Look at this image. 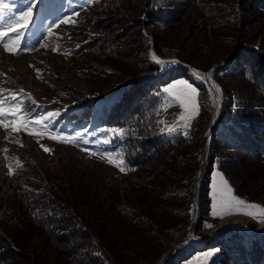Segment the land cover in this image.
Returning <instances> with one entry per match:
<instances>
[{"label": "trees", "instance_id": "1", "mask_svg": "<svg viewBox=\"0 0 264 264\" xmlns=\"http://www.w3.org/2000/svg\"><path fill=\"white\" fill-rule=\"evenodd\" d=\"M94 1L97 13L84 23L86 29L79 32L71 52L110 59L119 74L90 65L80 69L95 90L91 95L68 90L61 96L64 103L83 105L80 113L63 118L88 124L94 110L91 97L105 102L98 127L115 131L114 145L125 166L138 176L147 175L150 183L132 186L122 197L104 175L70 160L51 171L25 162L27 173L12 178L14 190L0 218V264H152L186 233L201 128L189 137L166 135L159 128V92L185 76L187 69L155 73L159 66L149 55L151 42L156 53L176 50L175 56L194 68L201 66L183 55L173 40L191 41L197 49H207L212 40L224 46L215 60L224 64L214 74L223 80L219 83L229 104L213 127L210 150L222 154L231 180L235 174L245 185L261 172L264 44L257 47L248 36L256 25L264 26L260 0ZM123 7L134 16L118 17ZM206 25L211 26L210 38ZM226 80L238 86L231 89ZM223 235L207 242L210 247L224 245L221 264H264V234L251 241L241 231Z\"/></svg>", "mask_w": 264, "mask_h": 264}, {"label": "rangeland", "instance_id": "2", "mask_svg": "<svg viewBox=\"0 0 264 264\" xmlns=\"http://www.w3.org/2000/svg\"><path fill=\"white\" fill-rule=\"evenodd\" d=\"M95 2L97 1L0 0V32H8L6 37L0 38V180L5 178L0 188V218L8 205L9 196L14 190L12 178L18 175L24 176L27 173L26 169H23L25 162L32 163L37 168L51 171L62 165V161L70 160L104 175L106 181L119 189L122 197L132 191V186L150 183L147 175L138 176L125 166L121 151L114 145L115 131L98 127L100 120L97 116L100 115L102 106L106 105L105 102V104L100 102L101 100L95 98L94 95L91 97L90 103H92L94 110L91 122L88 124H79L70 121L68 118H63L65 114L80 113L81 108L64 103L61 96H66L68 90L83 91L88 95L93 94L95 90L93 81L79 74L82 72L80 69L90 65L93 69L96 68L102 72L111 71L119 74V70L108 63L110 59L93 58L91 54L85 52L79 54L71 52V48L75 47L74 44L77 42L76 37L79 32L85 31L84 28L86 29L84 23L88 22L94 13H97ZM257 4L264 10L263 0L257 1ZM29 8L32 9L31 17H26L25 21L18 20V17L24 15ZM116 15L125 19L134 16V14L127 12L124 7ZM262 20L264 22V17ZM64 21L68 22L65 23ZM25 23L27 27L22 28L21 26ZM206 26L207 35L210 38L212 35L211 26ZM10 28L19 29L22 35L10 31ZM118 28H115V32H118ZM141 28L145 32L143 25ZM173 34L175 35L176 32ZM248 36L251 40H255V46H261L264 44V26L256 25L255 28L251 29ZM149 37L151 38V36ZM14 41H18V43L12 44L16 51H6L4 43ZM173 41L182 48L183 52L181 51V53L183 55L189 57L193 64H197L201 68H194L192 65L181 62L175 56L176 50H168L163 55L157 54L163 57L165 61L178 59V63H157L158 59L151 55V49H154L151 42L149 55L159 66V70L155 73H167L169 69L184 67L183 63L189 65L192 70L185 67L187 69L186 75L173 79L163 89L178 81H186L187 84L196 89L197 108L188 118L189 113L185 109H182L178 103L171 102L170 95L175 98L177 94L185 95L187 93V89L183 85H178L171 94L163 93V89L160 90L162 105L157 114L160 123L159 128L166 135L181 134L185 137H189L191 133L197 132L196 130L201 128L198 161L194 170L195 176L200 162L202 136L208 132L207 127L214 108L210 101L212 95L205 93L204 88L206 86L200 85L194 75L196 72L205 75L218 85L220 89L219 98L221 99L219 101V109H221L219 117L223 118L229 101L220 84L224 83L223 80L219 79L217 75L215 76L214 72L217 67L224 64H216L215 62L217 57L222 56L224 46L221 43L214 44L213 42L216 40H212L209 45L206 44L207 49L202 47L197 49L191 41ZM9 57L11 59L18 58L19 62H11ZM146 76L148 74L142 77ZM100 80L99 77L97 81H94L97 83ZM225 83L231 89L238 86L236 82L229 80H226ZM13 96L15 99H12ZM100 105L102 106L100 107ZM182 112L185 114V120L179 119ZM57 113L59 114L57 115ZM169 128L174 130L168 131ZM52 137L56 138L53 139ZM109 139L111 142L106 143L105 141ZM210 147L209 155L212 162H209L207 171L200 182L196 200L192 199L191 186L194 176L190 184L191 204L193 206L191 213H189L190 219L186 230L189 229L192 211L196 206L200 219L194 229L193 239L197 242L196 244H180L173 254L166 258L165 264H205V261L206 264H221L220 256L224 245L219 244L210 247L207 246L209 240H214L220 236L224 238L225 235L223 234L231 231H241L248 241H251L256 235L264 234V161L260 163L261 172L259 176L258 174L252 176L243 185L238 181L235 174L231 180L230 175L224 171V157L222 154L213 155ZM45 148L49 151H45ZM121 168L124 170L121 171ZM217 172L221 176H217ZM224 182H227V187L232 196L242 199L246 204H255L257 207L218 208L217 211H221L222 215L214 217L212 215L214 203L212 185L216 184L218 189H222ZM202 184L203 189L206 190L203 200L205 207L200 206L201 201L199 200ZM231 221L245 223V229L240 228L237 224H230L221 231H217L220 226L224 227L223 223ZM209 251L215 252L214 257L208 258L204 255ZM157 259L152 264H155Z\"/></svg>", "mask_w": 264, "mask_h": 264}, {"label": "snow or ice", "instance_id": "3", "mask_svg": "<svg viewBox=\"0 0 264 264\" xmlns=\"http://www.w3.org/2000/svg\"><path fill=\"white\" fill-rule=\"evenodd\" d=\"M31 13H32V9L29 8L28 11L24 15L18 17V20L25 21L26 17L27 18L31 17ZM64 22L66 23L68 21H64ZM21 27L26 28L27 24L25 23ZM10 31L17 32L18 34L22 35V32H20L19 29L10 28ZM7 35H8V32H0V38L6 37ZM13 43H18V41H14V42H10V43H4V49L6 51H9V52H15L16 48L14 46H12ZM157 63L176 64V63H178V61H176V60L159 61L158 60ZM178 85H183L184 88L187 89V93L185 95L177 94L175 98H172L170 95L169 98H170L172 103H178L182 109H185V111L189 113L188 118H190L191 113H194L196 111V108H197V102L195 99V97H196V89L195 88H193L191 85L187 84L186 81L181 80V81H178L174 84L169 85L168 87H165L163 89V93L171 94L172 91L174 89H176ZM12 99H15V96H13ZM58 114L59 113H57V115ZM179 119L180 120L186 119L185 114L183 112L181 113V116L179 117ZM172 130H174V129L173 128L168 129V131H172ZM52 138L55 139L56 137H52ZM105 142L110 143L111 139L106 140ZM45 151H49V149L45 148ZM109 162H111V161H109ZM123 170L124 169L121 168V171H123ZM216 175L221 176V174L219 172H217ZM226 193H227V195H226ZM212 200L214 201V203L212 205V208H213L212 215L214 217H219L222 215L221 211H217L218 208L224 209L226 207H251V208L257 207V205H255V204H246L245 201H243L242 199H239V198L232 196L230 194V189H228V187H227V182H224L222 189H218L216 184L212 185ZM209 227H211V225H209ZM204 255L208 258H212V257H214L215 252L209 251V252L205 253ZM197 259H199V258H197ZM205 264H206V261H205Z\"/></svg>", "mask_w": 264, "mask_h": 264}, {"label": "bare ground", "instance_id": "4", "mask_svg": "<svg viewBox=\"0 0 264 264\" xmlns=\"http://www.w3.org/2000/svg\"><path fill=\"white\" fill-rule=\"evenodd\" d=\"M9 60L11 62H14V63H18V58H10L9 57ZM194 78H196L197 81H199L200 85H203V86H206L204 88V91L205 93L207 94H211L212 95V99L210 100L212 105H213V108H214V113L217 117H219V115L221 114L220 113V110L219 109V101H221V99L219 98L220 96V92H219V87L217 84H215L214 81L210 80L209 78L205 77V75H202L200 73H197L194 75ZM213 101V102H212ZM205 134V133H204ZM210 135H209V130L208 132H206L205 135L202 136V148H201V153H200V162H199V165H198V168H197V173L193 179V183H192V190H193V194H194V199L196 200L197 198V192L198 189H199V185H200V182L202 181L206 171H207V166L210 162V155H209V147H210ZM199 213H198V210H197V207L195 206L193 211H192V219H191V223H190V226H189V231L186 235L185 238L181 239L179 242H177V245L175 246L174 244V248H172L168 253H166L164 255V257H161L159 258L158 261H156L155 264H160L162 261H166V258L169 257L170 254H173V252L179 247L180 244L182 245H187V244H196L197 240L193 239V234H194V229L196 228V225L197 223L199 222ZM230 224H237L240 228L242 229H245V223L243 222H238L236 223L235 221H231V222H225L223 223L222 225H224V227L220 226L218 228L217 231H221L223 228L229 226ZM171 252V253H170Z\"/></svg>", "mask_w": 264, "mask_h": 264}, {"label": "water", "instance_id": "5", "mask_svg": "<svg viewBox=\"0 0 264 264\" xmlns=\"http://www.w3.org/2000/svg\"><path fill=\"white\" fill-rule=\"evenodd\" d=\"M151 55H152L153 57H155L156 59H158L159 61H165L163 57H161L160 55H158V54L154 51L153 48L151 49ZM176 60L178 61V59H176ZM183 66L186 67V68H189L190 70H192V68H191L189 65H187V64H184V63H183ZM87 102H88V101L85 102V105L88 104ZM100 102H102V101H100ZM82 106H83V105H81L80 108H82ZM101 106H102V105H100V107H101ZM100 116H101V113H100V115L97 116V117H98V120H100V118H101ZM221 118H222V117H217V116L215 115V113L213 112L212 117H211V120H210V123H209V125H208V127H207L208 130H209V135H210V141H209L210 144H211V133H212L213 127L217 124V122H218L219 120H221ZM201 141H202V140H201ZM201 148H202V147H201ZM200 153H201V151H200ZM199 156H200V154H199ZM210 162H212V161H210ZM196 173H197V172H196ZM195 175H196V174H195ZM194 177H195V176H194ZM194 177H193V179H194ZM197 195H198V194H197ZM192 199L194 200L193 190H192ZM192 206H193V204H191L190 213H191V210H192ZM187 233H188V230H187ZM187 233H186L183 237H181V238L175 240V241L173 242V244H172V247H171L169 250H167L166 252L162 253V254L159 256V258L164 257V255H165L166 253H168V252L173 248V246H174L175 243L179 242L181 239H183V238L186 237ZM159 258L157 259V261L159 260ZM166 261H167V260H166ZM166 261H162L160 264H165ZM168 261H169V260H168Z\"/></svg>", "mask_w": 264, "mask_h": 264}]
</instances>
